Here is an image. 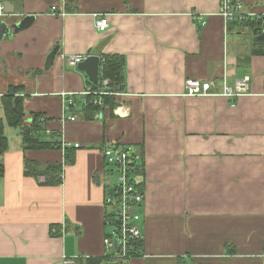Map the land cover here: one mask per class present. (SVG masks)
<instances>
[{"label": "crops", "instance_id": "crops-1", "mask_svg": "<svg viewBox=\"0 0 264 264\" xmlns=\"http://www.w3.org/2000/svg\"><path fill=\"white\" fill-rule=\"evenodd\" d=\"M9 1L18 20H37L0 43V116L2 98L18 87L27 119L43 116L44 139L75 149L76 161L64 166L62 184L45 186L44 176L25 174V161L63 164L65 149L25 151L20 129L7 127L0 264L106 256L107 145L143 157V255L124 264H264V41L254 24L225 22L219 0ZM236 1L264 15V0ZM98 14L109 18L106 32L95 26ZM112 54L126 58L118 107L86 120L77 98L65 113L62 93L94 88L68 58ZM245 76L253 95H185L189 79L216 81L220 92Z\"/></svg>", "mask_w": 264, "mask_h": 264}, {"label": "built area", "instance_id": "built-area-1", "mask_svg": "<svg viewBox=\"0 0 264 264\" xmlns=\"http://www.w3.org/2000/svg\"><path fill=\"white\" fill-rule=\"evenodd\" d=\"M6 1L0 0L1 21H6L9 18L6 11ZM219 4V14L225 22L251 23L262 28L264 33V15L246 11L243 4L236 0H219ZM52 13L57 15L60 11L53 6ZM194 17L198 19L196 15ZM95 26L99 32H106L110 27L109 18L102 14L95 15ZM87 57L86 55H72L67 61L70 66L78 67ZM108 84L109 81L104 80L105 88L98 91L87 90L79 95L62 93L64 112H70L77 105V98L80 101L78 102L84 105L87 103L88 97L94 95L98 97L94 100V103L102 106L103 96L113 95L119 97L123 94L110 91L106 88ZM185 89L187 97L222 96L229 100H235L243 96L253 95L252 78L250 76H245L243 79L238 80L234 88L225 84L220 92H218V83L216 81L203 82L194 79L186 81ZM100 114L98 113L97 117ZM76 118V116H69L65 120L75 121ZM63 147L65 148L66 146L63 145ZM75 148H80V145H76ZM101 152L109 169L104 176V184L107 188L104 201L106 210L105 221L107 227L110 228V232L104 241L108 250L106 256L119 263L127 262L143 255L142 248L139 246V243L143 240L141 219L145 199L142 175L140 173L143 157L135 153L130 146L107 145L103 147ZM116 240L119 241L118 252H116L115 248Z\"/></svg>", "mask_w": 264, "mask_h": 264}, {"label": "trees", "instance_id": "trees-1", "mask_svg": "<svg viewBox=\"0 0 264 264\" xmlns=\"http://www.w3.org/2000/svg\"><path fill=\"white\" fill-rule=\"evenodd\" d=\"M256 27V34L262 35V28ZM104 80H108L106 86L112 92L124 93L126 86V58L123 55L112 54L103 55L100 61V83L94 85L93 91H98L105 88ZM21 90L18 87H11L8 93L2 98L1 109L3 117L0 116V180L5 176V166L2 158L9 150V139L6 134L7 127L20 129L23 137L24 150H53L62 149L63 145L46 141L44 139V125L47 120L41 115H32L27 119V114L24 109V99L18 96ZM97 96L91 95L88 97L87 103L82 107V113L85 119L93 120L98 113H104L106 108L110 111L118 107L117 98L113 95L102 97L103 105L99 106L94 103ZM64 148V147H63ZM65 149V162L63 164H49L41 166L31 161H25V174L38 179L40 176L45 177L43 185H60L62 184V175L64 166L73 165L76 161V150ZM143 242L139 243L142 246ZM89 264H124L112 260L108 256L99 259H90Z\"/></svg>", "mask_w": 264, "mask_h": 264}, {"label": "water", "instance_id": "water-1", "mask_svg": "<svg viewBox=\"0 0 264 264\" xmlns=\"http://www.w3.org/2000/svg\"><path fill=\"white\" fill-rule=\"evenodd\" d=\"M6 11L9 17L13 18V21L7 22L0 20V43L6 38L13 39L14 36L28 30L29 28L32 27V25H34V23L37 20V16L33 14L26 15L18 20L15 9L13 8V5L9 0L6 1ZM256 40L264 41V33L258 36ZM58 54H59V47L55 48L52 51V53L48 56L46 63L47 70H49L53 66ZM100 61H101L100 56L90 55L87 57V59L84 62L78 65L79 71L86 73L89 80L94 85H99L100 83ZM115 248H116V252H118L119 249L118 240H116L115 242Z\"/></svg>", "mask_w": 264, "mask_h": 264}, {"label": "rangeland", "instance_id": "rangeland-1", "mask_svg": "<svg viewBox=\"0 0 264 264\" xmlns=\"http://www.w3.org/2000/svg\"><path fill=\"white\" fill-rule=\"evenodd\" d=\"M244 38H245V41L249 44L250 41H251L250 37L246 36V37H244ZM113 179H114V178H113Z\"/></svg>", "mask_w": 264, "mask_h": 264}]
</instances>
